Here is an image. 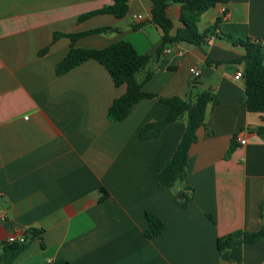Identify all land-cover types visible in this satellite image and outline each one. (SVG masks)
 <instances>
[{
    "label": "crops",
    "instance_id": "obj_1",
    "mask_svg": "<svg viewBox=\"0 0 264 264\" xmlns=\"http://www.w3.org/2000/svg\"><path fill=\"white\" fill-rule=\"evenodd\" d=\"M111 3L0 0V255L9 235H24L27 246L12 264H232L219 257L217 238L264 226V139L256 132L264 112L246 109L243 77L234 78L243 63L230 62L245 54L232 39L259 40L264 52V0H226L188 13L199 32L221 20L203 45L171 43L158 56L161 32L150 22V0H127L120 18L77 20ZM165 13L174 35L182 26L180 4L167 0ZM96 27L112 29L73 45L103 48L123 39L150 54L138 73H151L144 92L191 100L205 90L214 95L189 148L187 175L171 187H161L157 175L185 117L140 140L139 129L162 119L167 104L142 98L123 121H109L107 108L124 84L114 86L93 59L55 73L71 44L67 35ZM191 67L200 70L198 78ZM187 188L192 197L182 206ZM145 212L164 225L152 238L144 234ZM238 261L263 264V241L244 244Z\"/></svg>",
    "mask_w": 264,
    "mask_h": 264
},
{
    "label": "trees",
    "instance_id": "obj_2",
    "mask_svg": "<svg viewBox=\"0 0 264 264\" xmlns=\"http://www.w3.org/2000/svg\"><path fill=\"white\" fill-rule=\"evenodd\" d=\"M150 22L161 32V42L155 51V55L171 43L186 42L195 45H203L206 37L214 33L221 18H217L212 24L199 32L196 23L189 19L188 13H201L217 3L226 0H173L180 4L179 20L182 26L174 35L170 34L172 23L166 16L167 0H150ZM127 11V0H112L110 5L81 14L78 21L97 14H112L122 17ZM141 24V23H140ZM140 24L134 25L138 28ZM110 27H96L89 30L69 33L67 36L71 44L66 55L56 63L55 73L61 75L87 59H93L100 63L109 73L114 86L125 85V91L115 97L106 111L109 121H123L132 106L142 98H156L168 105L167 114L159 120L147 122L138 131L140 140H149L157 137L164 126L170 122L185 117V129L177 143L171 157L166 161L157 175L158 184L161 187H171L177 181H182L187 175V156L190 146L196 141V131L204 126V116L208 103L214 104V95L209 90L198 94L193 100L183 99L178 96L165 97L154 93L144 92L142 84L150 77L146 72L142 77L138 73L147 64L150 54L138 53L129 41L120 39L103 48H78L73 45L79 37L111 30ZM53 35V40L57 37ZM232 42L244 47L245 54L230 62L243 63L244 101L246 109L252 112H264V52L259 40L232 39ZM47 47L42 49L45 52ZM217 62V61H216ZM256 132L264 139V126L256 128ZM102 196L107 192L102 188ZM192 197L190 188L183 192L179 199L182 206ZM147 226L144 234L147 238L158 235L163 230V223L150 212H145ZM36 232L32 231V235ZM262 240L264 243V226L254 231L236 230L220 236L216 240L219 257L222 260L232 262L241 258L242 246ZM27 246V236L24 242H6L3 244L0 259L2 264H12L14 258ZM54 264H68L66 261H55ZM264 264V261H263Z\"/></svg>",
    "mask_w": 264,
    "mask_h": 264
},
{
    "label": "built area",
    "instance_id": "obj_3",
    "mask_svg": "<svg viewBox=\"0 0 264 264\" xmlns=\"http://www.w3.org/2000/svg\"><path fill=\"white\" fill-rule=\"evenodd\" d=\"M224 8L221 9V12L223 13L224 12ZM135 18L137 20H140L142 18V16L140 14H137L135 16ZM178 50V49H177ZM179 51V50H178ZM165 54L169 53L170 52V49L169 48H165L164 51H163ZM189 72H190V75L194 78H198L200 76V70L197 69L196 67H191L189 69ZM243 76L242 72L241 71H237L235 74H234V78L235 79H239ZM239 142L240 144H244L245 143V140L244 139H239ZM24 242L25 241V236L24 235H9L7 238H6V242ZM232 264H243L242 262L240 261H235L233 262Z\"/></svg>",
    "mask_w": 264,
    "mask_h": 264
},
{
    "label": "rangeland",
    "instance_id": "obj_4",
    "mask_svg": "<svg viewBox=\"0 0 264 264\" xmlns=\"http://www.w3.org/2000/svg\"><path fill=\"white\" fill-rule=\"evenodd\" d=\"M177 195H178V196H180V195H181V192H180V193H178Z\"/></svg>",
    "mask_w": 264,
    "mask_h": 264
},
{
    "label": "water",
    "instance_id": "obj_5",
    "mask_svg": "<svg viewBox=\"0 0 264 264\" xmlns=\"http://www.w3.org/2000/svg\"><path fill=\"white\" fill-rule=\"evenodd\" d=\"M180 196H182V195H180Z\"/></svg>",
    "mask_w": 264,
    "mask_h": 264
}]
</instances>
